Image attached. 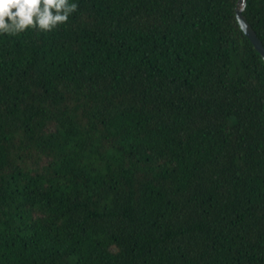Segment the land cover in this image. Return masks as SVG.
<instances>
[{
  "label": "trees",
  "instance_id": "obj_1",
  "mask_svg": "<svg viewBox=\"0 0 264 264\" xmlns=\"http://www.w3.org/2000/svg\"><path fill=\"white\" fill-rule=\"evenodd\" d=\"M239 0H76L0 36V264H264V58ZM244 14L264 44V0Z\"/></svg>",
  "mask_w": 264,
  "mask_h": 264
},
{
  "label": "clouds",
  "instance_id": "obj_2",
  "mask_svg": "<svg viewBox=\"0 0 264 264\" xmlns=\"http://www.w3.org/2000/svg\"><path fill=\"white\" fill-rule=\"evenodd\" d=\"M78 10L76 0H0V36L51 32Z\"/></svg>",
  "mask_w": 264,
  "mask_h": 264
},
{
  "label": "water",
  "instance_id": "obj_3",
  "mask_svg": "<svg viewBox=\"0 0 264 264\" xmlns=\"http://www.w3.org/2000/svg\"><path fill=\"white\" fill-rule=\"evenodd\" d=\"M247 1L248 0L238 1L237 7H236L237 18L239 20L241 27L243 28L247 36L251 39V41L255 45V48L262 54L264 58V44L244 14V10L247 6Z\"/></svg>",
  "mask_w": 264,
  "mask_h": 264
}]
</instances>
